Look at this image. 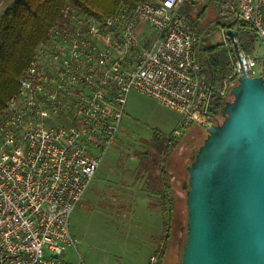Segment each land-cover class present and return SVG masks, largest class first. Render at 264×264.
<instances>
[{"label":"built area","instance_id":"1","mask_svg":"<svg viewBox=\"0 0 264 264\" xmlns=\"http://www.w3.org/2000/svg\"><path fill=\"white\" fill-rule=\"evenodd\" d=\"M182 2L120 4L103 19L67 5L48 29L0 113V264H86L68 257L76 251L70 216L116 138L131 90L175 110L179 135L219 120L212 97L230 98L241 67L264 79V0L222 5L228 19L254 29L263 52L238 47L240 63L219 87L200 72L202 35Z\"/></svg>","mask_w":264,"mask_h":264},{"label":"rangeland","instance_id":"2","mask_svg":"<svg viewBox=\"0 0 264 264\" xmlns=\"http://www.w3.org/2000/svg\"><path fill=\"white\" fill-rule=\"evenodd\" d=\"M11 1L0 0V14ZM225 10L220 11L222 16ZM238 31L243 53H249L251 49L256 54L263 52L254 31L247 28ZM202 33L204 42L201 46L212 47L219 61H228L235 67L233 45L229 38H224L220 27L211 22ZM253 37L256 39L250 45ZM202 58L201 51L199 59ZM202 76L206 79L204 74ZM125 101L116 138L106 149L92 182L71 213L69 227L76 239V251H71L68 257H80L86 264L148 263L149 257L154 255L162 228L161 208L157 205L159 201L152 198L155 194L151 188L156 177L151 164L161 156L156 155L150 146L153 142H159L160 138L173 137L178 143L175 149L165 154L164 166L170 174L167 178L176 197V212L172 216V239L163 263L179 264L181 250L175 242L182 239L186 232V166L206 136V126L191 124L179 135H173L180 117L175 110L160 105L134 89ZM145 153L149 158L144 157ZM134 180L141 187L148 186L146 180H149L151 187H148L149 190H138ZM131 183L133 189L130 190L128 186ZM146 192L152 197L143 196Z\"/></svg>","mask_w":264,"mask_h":264},{"label":"water","instance_id":"3","mask_svg":"<svg viewBox=\"0 0 264 264\" xmlns=\"http://www.w3.org/2000/svg\"><path fill=\"white\" fill-rule=\"evenodd\" d=\"M230 94L186 166L179 264H264V79L241 67Z\"/></svg>","mask_w":264,"mask_h":264},{"label":"trees","instance_id":"4","mask_svg":"<svg viewBox=\"0 0 264 264\" xmlns=\"http://www.w3.org/2000/svg\"><path fill=\"white\" fill-rule=\"evenodd\" d=\"M139 1L141 0H12L8 3L0 14V113L9 97L16 92L18 87L17 78L30 64L36 48L45 40L48 29L61 20L62 9L65 6L69 5L80 12L103 19L112 15L120 4L132 7ZM226 1L183 0L180 7H178L182 16L195 29L196 33L202 35L201 43L198 45L199 57L201 56V51L203 52V58L200 60V72L204 74L208 81L218 87L222 85L224 79L233 73L235 67L228 61H219L214 56L212 47L201 46L204 42L202 33L204 28L214 22L220 29H232L237 41L236 44H238L241 51L242 46L238 39V30L247 28L248 31H254L247 23L225 18V13L222 16L223 14L220 11ZM222 17L224 20H222ZM207 19L210 20L207 22ZM254 34H256L255 31ZM255 39L254 37L250 39L251 43L249 44H253ZM233 61L235 62V58ZM211 104V111L216 113L215 110L222 106L223 100L219 95L215 94L212 97ZM177 143V140L173 139V137H164L160 138L159 142L156 141L151 144L150 149L156 151V155L158 153V156H161V159H158V164L161 162L164 167L165 154L171 149H175ZM144 157L149 158L148 153H145ZM162 191L160 207L162 228L159 242L153 252L157 258V264H162L165 261L169 242L172 239L170 230L172 229V216L176 212V197L173 191L169 187ZM185 239L186 232L182 237L181 243L175 242L177 243V248L179 245L180 250Z\"/></svg>","mask_w":264,"mask_h":264},{"label":"crops","instance_id":"5","mask_svg":"<svg viewBox=\"0 0 264 264\" xmlns=\"http://www.w3.org/2000/svg\"><path fill=\"white\" fill-rule=\"evenodd\" d=\"M156 160H155V162H156ZM155 162L153 161L152 164L150 163L153 166L152 171H154L155 175H156V177L153 179L154 183H155L154 186L153 187L150 186L151 182L149 180H146L148 182V186L141 187L139 185H136V182L138 179L136 180V182L134 180V185L138 187V190L141 188L145 189V190H149L148 187H151L152 190H154L153 191L155 194L154 197H152L149 194V192L144 193L143 196L152 197V198L157 199L159 201L157 205H159L161 207V194L163 192L162 190L167 189L168 187L170 188V182L167 178L170 174L168 173L165 166L163 167L161 165V162H159V164H158V160L156 163ZM107 174H109V173H107ZM128 188L130 190L133 189L132 183H131V185L128 186Z\"/></svg>","mask_w":264,"mask_h":264},{"label":"flooded vegetation","instance_id":"6","mask_svg":"<svg viewBox=\"0 0 264 264\" xmlns=\"http://www.w3.org/2000/svg\"><path fill=\"white\" fill-rule=\"evenodd\" d=\"M182 242V239L181 238H179V241H178V243H181ZM179 246V245H178ZM164 264V263H163Z\"/></svg>","mask_w":264,"mask_h":264}]
</instances>
